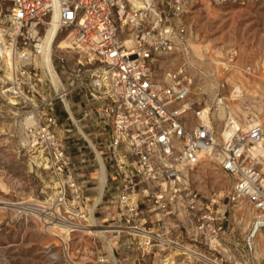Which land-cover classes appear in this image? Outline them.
Masks as SVG:
<instances>
[{
  "label": "built area",
  "instance_id": "built-area-1",
  "mask_svg": "<svg viewBox=\"0 0 264 264\" xmlns=\"http://www.w3.org/2000/svg\"><path fill=\"white\" fill-rule=\"evenodd\" d=\"M6 1L0 95L54 178L44 199L26 205L42 231L67 243L94 236L99 226L107 246H100L98 264H124L130 255L133 264H264V127L229 111L218 127L211 113L227 108L225 82L209 104L196 103L187 62L195 10L250 0ZM175 53L181 63L156 75V62ZM219 64L252 72L250 64L237 65L235 49ZM73 93L86 101L80 116L68 100ZM72 126L93 153V171L102 164L114 184L91 205L85 189L93 177L75 164L59 133ZM205 164L229 180L219 198L192 187V172ZM234 203L250 209L240 239L227 214Z\"/></svg>",
  "mask_w": 264,
  "mask_h": 264
},
{
  "label": "rangeland",
  "instance_id": "rangeland-1",
  "mask_svg": "<svg viewBox=\"0 0 264 264\" xmlns=\"http://www.w3.org/2000/svg\"><path fill=\"white\" fill-rule=\"evenodd\" d=\"M7 14L8 2L0 0V31L7 25ZM189 21L193 31V51L187 59L192 100L209 104L218 84L225 82L227 108L219 106L213 110V122L220 127L229 111L241 122L258 121L264 127V0H250L246 5L207 3L195 10ZM228 49L237 51L239 67L250 64L252 72L223 70L219 60ZM181 61L178 53L170 54L160 58L152 70L161 76ZM234 86L240 87L241 96L230 95ZM191 176L192 187L209 197H221L229 185L228 178L208 164L194 169ZM53 181L50 171L38 164L33 149L27 147L19 116L0 95V199L31 205L47 196ZM96 182L99 192L102 191L98 179ZM98 196V192L94 193L88 204ZM3 205L0 203V264H98L100 246L105 249L107 244L98 238L97 231L94 236L74 235L65 243V238L42 231L30 212L15 205ZM227 214L234 237L240 239L250 222L248 205L234 203ZM94 215L101 218L98 208ZM259 247L264 253V238H260Z\"/></svg>",
  "mask_w": 264,
  "mask_h": 264
},
{
  "label": "crops",
  "instance_id": "crops-1",
  "mask_svg": "<svg viewBox=\"0 0 264 264\" xmlns=\"http://www.w3.org/2000/svg\"><path fill=\"white\" fill-rule=\"evenodd\" d=\"M68 100L70 104L72 105L76 115L80 116L81 110L87 106L86 101H84V98H81L77 93H73L69 96ZM88 122L90 123L89 119H88ZM91 129H92V126L88 125L86 130L91 131ZM59 133L62 136H65V140H64L65 145L67 147L68 152L73 157L75 164L79 168L88 170L91 175L94 174L96 171H93V169L91 170V167L94 164L93 153L90 147L80 138L75 126H72V130L69 133H64L63 130H60ZM96 174L95 176L92 175L93 180L91 181V183H89L88 188L85 189V194L87 195L89 199L91 198L92 195L94 196V193L96 192H98V195L100 194L99 188H98L99 184L97 185V182H96V179H98V176ZM105 175H106V180H105L102 190L105 189L109 193L114 190L113 189L114 184L111 181V179L108 177L109 174L107 171L105 172ZM122 239L128 241V237L126 235H122ZM127 250H128L127 247L121 248L120 254H119L120 255L119 257L121 259H123L122 258L123 255H126L125 252ZM132 258H133L132 255H130L129 260L124 261V264H133ZM150 262H151L150 258L145 259V264H150ZM154 262H157V258L154 259Z\"/></svg>",
  "mask_w": 264,
  "mask_h": 264
},
{
  "label": "bare ground",
  "instance_id": "bare-ground-1",
  "mask_svg": "<svg viewBox=\"0 0 264 264\" xmlns=\"http://www.w3.org/2000/svg\"><path fill=\"white\" fill-rule=\"evenodd\" d=\"M236 90H237V93L236 94L234 93L233 95L241 96V92L242 91H241V89H240L239 86H237ZM97 157H98L99 161L102 163V159L100 157L99 152H97ZM98 180H99V183H100V189L102 190V188L104 186V183H105V180H106L105 170H104V167H103L102 164H101V168L98 171ZM99 198H100V196H98L96 198V201H98ZM0 203H3L4 204L3 206H6V205H15V206H17L18 208H20L23 211L32 212L28 206H26V205L13 204V202L7 201V199L6 200L5 199H0ZM95 230L97 231L98 234L103 235L104 229H100L99 228V229H95Z\"/></svg>",
  "mask_w": 264,
  "mask_h": 264
}]
</instances>
